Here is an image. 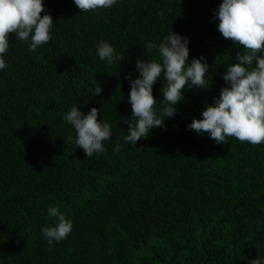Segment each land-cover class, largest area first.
Listing matches in <instances>:
<instances>
[{"label": "trees", "instance_id": "trees-1", "mask_svg": "<svg viewBox=\"0 0 264 264\" xmlns=\"http://www.w3.org/2000/svg\"><path fill=\"white\" fill-rule=\"evenodd\" d=\"M221 2L118 0L81 12L73 0H44L51 40L30 51L9 35L0 70V264H251L264 256V143L217 144L186 130L244 52L218 31ZM170 30L189 39V61L206 57L210 86L185 87L177 114L132 146L122 139L129 78L139 75L137 59L159 58L142 47ZM102 40L124 57L120 64L99 59ZM164 84L153 87L161 119ZM99 86L100 95L88 92ZM73 106L85 114L96 107L110 123L105 151L86 157L68 140L76 133L63 116ZM50 205L73 225L52 245L41 232L53 223Z\"/></svg>", "mask_w": 264, "mask_h": 264}, {"label": "clouds", "instance_id": "clouds-1", "mask_svg": "<svg viewBox=\"0 0 264 264\" xmlns=\"http://www.w3.org/2000/svg\"><path fill=\"white\" fill-rule=\"evenodd\" d=\"M81 12L108 9L118 0H73ZM44 13L41 15V13ZM162 14V13H161ZM218 19V31L244 47L243 54L237 52L236 62L226 64L221 88L214 102L206 104L200 118H193L186 130L198 135L207 134L217 144L232 137L252 145L264 143V0H222L214 11ZM54 20L45 11L44 0H0V70L7 67L4 58L9 48V35L15 34L19 41L29 44L30 51L51 40ZM189 39L182 34L169 31L157 44L149 41L142 47L147 54L156 49L158 59H137L135 67L139 73L129 78V102L132 115L126 119L127 135L122 139L135 146L146 138L154 127H163L165 118L177 114V105L184 100L183 89H205L210 86L206 74L210 65L204 55L189 61ZM96 54L108 65L124 59L106 40L96 45ZM162 78L166 84L161 88L164 118L156 111L157 98L153 87ZM93 95H100L102 88L96 87ZM63 119L75 130V137L68 140L82 148L86 157L105 151L104 142L113 134L108 121L98 119V109L92 107L85 114L73 106ZM120 150L117 143L113 149ZM47 213L53 220L51 226H43V237L49 245L67 238L72 231V221L59 206H48ZM251 264H264V256L251 260Z\"/></svg>", "mask_w": 264, "mask_h": 264}]
</instances>
